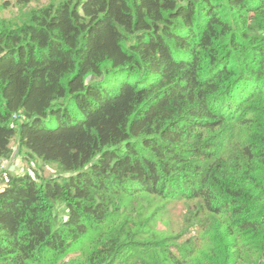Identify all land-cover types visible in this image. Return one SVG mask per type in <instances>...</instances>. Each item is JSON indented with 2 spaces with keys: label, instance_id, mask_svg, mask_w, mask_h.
Returning a JSON list of instances; mask_svg holds the SVG:
<instances>
[{
  "label": "trees",
  "instance_id": "1",
  "mask_svg": "<svg viewBox=\"0 0 264 264\" xmlns=\"http://www.w3.org/2000/svg\"><path fill=\"white\" fill-rule=\"evenodd\" d=\"M25 16L0 19V264H264V0Z\"/></svg>",
  "mask_w": 264,
  "mask_h": 264
},
{
  "label": "rangeland",
  "instance_id": "2",
  "mask_svg": "<svg viewBox=\"0 0 264 264\" xmlns=\"http://www.w3.org/2000/svg\"><path fill=\"white\" fill-rule=\"evenodd\" d=\"M53 0H30V2L26 6H20L16 4V0H0V19H6V20H14L15 18L19 19L25 16L26 12L33 8L38 7L44 4H47ZM26 18V16H25ZM16 156V154H13ZM7 162V163H6ZM1 162V167L5 168L7 164L9 166H16L17 172H23L24 170L28 169V171L32 174L30 165L33 163H36L39 166V171L43 170L44 172L46 168L43 166V164L40 162L39 159H36V161H30V165L25 164L22 162L18 157H13L10 161ZM13 163V165L11 164ZM48 173L53 172L52 168L47 169Z\"/></svg>",
  "mask_w": 264,
  "mask_h": 264
}]
</instances>
